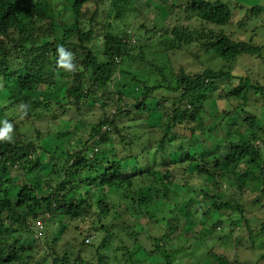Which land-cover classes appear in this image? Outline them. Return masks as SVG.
<instances>
[{
	"label": "trees",
	"instance_id": "1",
	"mask_svg": "<svg viewBox=\"0 0 264 264\" xmlns=\"http://www.w3.org/2000/svg\"><path fill=\"white\" fill-rule=\"evenodd\" d=\"M61 1L64 3L66 0ZM69 1L74 27H63L56 23L52 8L54 0H0L2 105L6 108L24 106L28 112L37 107L39 101L27 92H35L42 86L55 83L61 61L58 49L63 47L71 56L70 63L73 65L71 70L64 72L73 78L72 85L65 92L66 97L72 99L71 109L78 110L81 102L100 94L106 102L109 100L114 110L91 127L83 145L74 143L72 151H65L60 163H52L54 152L50 153L34 142L21 140L15 127L11 141H0V175L13 168L23 172L22 179L16 183L11 178L0 181V264H92L89 260L81 259L80 254L88 246L89 235L93 237L92 242L97 235L95 232L104 234L103 242L111 235L112 225L104 224L103 220L112 213L119 220L120 212H116L114 198L122 202V212L129 204L145 207L150 197L138 196L141 189L148 187L143 176H155L154 173L163 169L162 174L168 179L170 170L178 163L185 164V172L204 175L209 179L205 185L207 191H203L206 206H198L200 214L209 220L218 213V220L209 228L212 235L222 228L220 238L224 242L221 246L225 244L224 249L232 250V241L235 243L232 251H238L229 257L216 252L217 243H214L209 247L203 264H250V256L256 258V264L264 261V243L262 249L255 251L252 248L250 253V246L244 248L239 241L235 242L232 229L226 232L227 220H224L230 213H238L243 218L245 212L261 211L264 207V125L246 109L248 105H256V108L264 106V84L254 82L250 72L236 77L222 69L208 68L193 75L180 70L171 81L162 75L155 85L142 84L140 98L128 104L124 102L126 97L120 90L111 88L115 68L129 57L127 45L120 38L103 36V60H100L92 49V44L99 38L92 27L96 25L95 16H89L87 24L90 26L85 27L86 21H83L81 11L84 4L94 0ZM113 3L122 13V3L126 4V0H114ZM173 6L194 16L200 21V26L163 31V34L170 36L167 35L162 44L187 51L193 56L213 54L228 68L236 59H246L252 63L248 71L259 69L264 72V44L237 41L222 29L232 20L231 9L226 2L178 0ZM248 12L250 19L261 18L264 16V6L254 5L248 8ZM157 25L158 22L154 21L153 27L142 28H145L146 35L153 36L158 32ZM215 28L219 29L215 31ZM224 79L229 80V86L221 90L220 84ZM215 94L228 102L230 108L211 115L205 103ZM153 98H158L160 102L157 112L159 109L164 112L163 121L157 124L159 127L152 129L154 134L159 133L160 136L139 142L134 148L131 137L122 133L131 127L123 125L120 131L119 124L122 118H127L129 122L147 121L137 116L152 111L147 101ZM43 106L50 107L49 104ZM50 114L53 115L52 109ZM219 114H223L220 122H212L207 127L208 121L218 118ZM29 118L27 114L26 119ZM236 121L242 123L230 131L228 127ZM109 131L120 134L122 155L110 143ZM197 137L204 138L202 145L206 146V152L191 154L192 140ZM136 139L139 137L136 136ZM166 150L175 151L178 162L163 165L159 160L162 161L164 157H157L166 154ZM98 155L102 157L98 159ZM211 155L213 160L206 161L205 157ZM129 160L136 165L133 174L140 177L138 183L123 180V162ZM44 164L50 167L46 174L42 170ZM243 164L249 169L238 174L242 177L241 183H238L232 174L239 172ZM36 170L42 172L43 177ZM83 190L86 192L79 199L78 195ZM161 207L168 208L171 215L184 212L167 203H162ZM154 220L162 221L165 226L170 221L168 215ZM37 222L43 225L40 235H37ZM87 222H90V227L83 237V227ZM69 224L77 232L70 242L74 246L68 247V243L59 246L61 236L67 230L64 226ZM196 225L199 230L206 227L204 222ZM55 228H62L63 231L57 234ZM261 231L258 236L264 238V225ZM250 234L258 237L255 233ZM194 236L195 233L190 232L184 236L165 231L160 238H152L151 252L157 253L165 264H174L178 254L185 259L188 257L186 244ZM243 252L246 256L242 258ZM96 255V264H102L99 255Z\"/></svg>",
	"mask_w": 264,
	"mask_h": 264
},
{
	"label": "rangeland",
	"instance_id": "2",
	"mask_svg": "<svg viewBox=\"0 0 264 264\" xmlns=\"http://www.w3.org/2000/svg\"><path fill=\"white\" fill-rule=\"evenodd\" d=\"M222 1L228 4L232 13L230 24L222 27L225 33L237 41H252L254 44L263 45L264 16L250 19L248 12V8L254 5L264 6L263 0ZM61 2V0H54L52 6L56 23L63 25V27H74L71 2L69 0H66L64 3ZM113 2L114 0H103L102 3H100V0L90 1L87 2L88 4L83 5L81 11L83 12V21H86L84 22L85 27L90 26L87 24L89 16H95L96 25L92 27L98 33L99 38L92 44V49L100 60H103V57H101L103 36L112 35L122 39L127 45L129 57L125 58L123 63L115 68L114 83L111 86V88L120 90L124 94L126 97L124 98V102L131 104L134 99L140 98L142 84L147 86L155 85L162 75L171 81L180 70L193 75L208 68L214 70L222 69L236 77L245 76L246 72H250L252 73V80L254 82L259 81V83L264 84V72L259 69L248 71V67L252 63L246 59H236L228 68L213 54L193 56L187 51L176 50L171 45L162 44L164 39H167V35H169L163 34V31L169 32L177 27L191 29L200 26V21L194 16L187 15L177 9L176 6H173L178 0H126V4L124 2L122 3L123 6L121 5L123 14ZM154 21L158 22L156 26L158 32L153 36L151 34L146 35L145 28L153 27ZM189 23L192 25L190 26ZM142 26L145 28H142ZM218 29L215 28L214 30ZM12 63L10 62V64ZM254 64L257 65V62L254 61ZM65 70V68L61 67L60 61L53 85L42 86L35 92H27L33 99L41 102H38V106L29 112L24 106L6 108L2 105L3 101L0 100V126L3 127V122L7 121L16 128L18 131L17 135L21 140L34 142L42 146L46 151L50 153L54 152L55 155L52 163H60L64 159L63 153L65 151H72L71 147L74 143H79L80 146L83 145L86 142L91 127L97 125L100 120L114 110L113 107L111 108L109 100L106 102L100 94L81 102L78 110L75 108L71 109L72 99L66 97L65 92L72 85L73 78L66 75L64 73ZM228 83V79L227 81L226 79L222 80V84H220L221 90L222 88L226 89L229 86ZM2 87L3 81L0 79V89ZM217 97V94H215L205 103L206 110L211 115L216 111L220 113V111H226L230 108L228 102ZM42 103L44 105L49 104L50 107L45 108ZM159 103L158 98L147 101L152 111L148 114L137 116L143 117L147 121L135 120L134 122H129L127 118L121 119L122 123L119 124V130H122L123 125L131 127L130 130H125L122 133L131 137L134 148L135 144L142 141L147 142L148 138L151 140L159 138V133L154 134L152 131V129L155 130V128L159 127L157 124L160 125L161 121H163L161 118H163L164 112H161L160 109L157 112ZM63 106L65 108H62ZM256 107V105L255 107L248 105L246 109L257 117L260 124L264 125V106ZM50 109H52L53 115L50 114ZM153 109H156V111ZM27 114L30 115L29 119H26ZM222 118L223 114H219L218 118L210 119L207 127L211 126L212 122H220ZM240 123L242 122H234V125L228 127L229 130H234ZM184 134L186 133L184 132ZM136 136L139 139H136ZM109 137L110 143H113L119 155H122L120 134L109 131ZM203 139V137H197L192 140V145L189 149L191 154L206 152V146L202 145L205 142ZM206 142L208 143V140ZM173 150H166V154L157 157L158 159L164 157L162 161L159 160L161 163H164L163 165L178 162V155ZM97 157L100 159L102 156L98 155ZM205 158L206 161H212L214 157L211 155V157L206 156ZM123 166V180L126 182L129 179L133 183H138L140 177L137 178L138 176L133 174L136 168L133 160L123 162ZM184 169L185 164H176L170 170L168 179L164 178L165 176L162 174L164 172L163 169L157 174L154 173L155 176L144 175L143 178L147 182L148 187L141 189V192H138V196L146 195L150 197L145 207L129 204L126 211L122 212V209H120L122 202L118 198H114L113 201L117 203L116 212H120L119 220L115 219L114 213L103 220L104 224L112 225L110 230L111 235L106 238L105 242L102 240L104 236L102 233L95 232L97 235L93 242L92 235H89L87 237L89 242L86 244L88 246L82 249L80 258L96 264L98 261L96 254H98L102 264H165L157 253L151 252L153 249L152 238H160L168 230L171 231V235L181 234L185 236L189 232L195 233L194 238H191L186 244L188 257L185 259V257L178 254V257H175L177 259L174 264H203L206 254L210 249L209 247L214 243H217L215 246L216 252L224 253L229 257L235 252L238 253L237 250L235 252L232 251L235 249V243L232 241L230 245L232 250L224 249L223 246L225 244L221 246L224 242L223 238H220L223 234L222 228L215 235H212L209 229L218 220L220 215L216 213L211 219L206 220L200 214L198 206H206L203 191H207L205 185L206 183L208 184L209 179L204 175L192 174L189 171L185 172ZM248 169L249 167L243 164L239 172L232 174L238 183L242 181V177L238 176V174L246 172ZM42 170L46 174L50 170V167L44 164ZM35 172L43 177V173L39 170ZM136 173L138 172L136 171ZM22 174L23 172L13 168L6 174L0 175V181L11 178L16 183L19 179H22ZM233 191L236 193L235 190ZM85 192V190L81 191L78 198L82 199V193L84 194ZM222 199L224 200L225 198L222 196ZM162 203L183 209L184 212L171 215L168 213V208L161 207ZM167 215L170 221L166 226L162 221L156 222L154 220V218L161 219L162 216L166 217ZM224 220H227L226 232L228 233L232 229V236L235 242L239 241L244 248H249L250 246V253L252 252V248L255 251L262 249L264 238L258 235L262 233L261 228L264 225V207L261 208V211L245 212L243 218L238 213H230L228 216L226 215ZM203 222L206 223V227L199 230L196 224L199 225ZM89 227L90 222H87L83 227V237L87 235L86 229ZM65 228L67 230L61 236L59 246H63L66 243H68V247L74 246L70 242L77 232L71 224L64 226ZM55 231L59 234L63 230L62 228H55ZM250 233H255L258 237H253L254 234ZM91 243H93L92 247H90ZM175 250L178 251L177 248ZM244 251L245 253L248 252L246 249ZM245 253L243 252L242 258L246 256ZM249 258L252 262L250 264H256L257 260L255 257L250 256ZM259 264H264V261H261Z\"/></svg>",
	"mask_w": 264,
	"mask_h": 264
},
{
	"label": "clouds",
	"instance_id": "3",
	"mask_svg": "<svg viewBox=\"0 0 264 264\" xmlns=\"http://www.w3.org/2000/svg\"><path fill=\"white\" fill-rule=\"evenodd\" d=\"M59 55L61 57V67L66 70H71L73 65L70 63L71 56L65 51L63 47L58 49ZM13 125L7 121L3 122V127L0 128V141L12 140Z\"/></svg>",
	"mask_w": 264,
	"mask_h": 264
},
{
	"label": "built area",
	"instance_id": "4",
	"mask_svg": "<svg viewBox=\"0 0 264 264\" xmlns=\"http://www.w3.org/2000/svg\"><path fill=\"white\" fill-rule=\"evenodd\" d=\"M42 229H43V225L40 222H37L36 223L37 235H40L41 234Z\"/></svg>",
	"mask_w": 264,
	"mask_h": 264
}]
</instances>
